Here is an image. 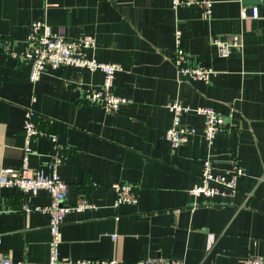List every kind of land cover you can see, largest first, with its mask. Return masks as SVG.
<instances>
[{
    "label": "crops",
    "instance_id": "obj_1",
    "mask_svg": "<svg viewBox=\"0 0 264 264\" xmlns=\"http://www.w3.org/2000/svg\"><path fill=\"white\" fill-rule=\"evenodd\" d=\"M201 1L174 7L172 0H0V44L7 38L19 57L0 49V169L20 168L31 108L44 134L29 142L28 167L47 172L45 164L60 154L57 172L68 184L64 203L86 198L95 204L65 212L60 264L85 258L117 264L146 257L185 264H243L249 255L264 260V0H213L208 17ZM35 20L69 40L92 35L96 44L86 55L121 65L111 90L126 102L107 111L82 101L85 89L101 87L100 70L65 65L31 82L21 53ZM176 31L188 63L213 68L207 81L178 74ZM237 32L242 50L219 56L211 37ZM172 101L231 116L208 148L202 117L184 113L182 121L196 133L172 147L165 135ZM208 154L215 173L228 176L233 163L240 164L235 192L220 198L189 192ZM112 183L129 185L136 202L116 205ZM0 199L8 208L0 213V260L46 263L49 214L23 212L25 194L17 188L0 187ZM31 202L48 204L50 194L40 189Z\"/></svg>",
    "mask_w": 264,
    "mask_h": 264
},
{
    "label": "built area",
    "instance_id": "obj_2",
    "mask_svg": "<svg viewBox=\"0 0 264 264\" xmlns=\"http://www.w3.org/2000/svg\"><path fill=\"white\" fill-rule=\"evenodd\" d=\"M193 0H172V5L189 6ZM203 16H210L213 0H202ZM247 16V9L242 6L240 17ZM176 47L173 54V61L180 76H187L194 79L208 80L214 73L211 66L198 65L191 66L188 63L187 54L179 43V31H176ZM24 49L21 58L30 65V81H37L47 69L56 70L60 66H73L85 68L88 70H100L104 74L101 87L88 88L82 93V101L88 104L101 105L107 111H115L120 105L126 102L125 97H121L112 92L111 86L115 73L122 69L121 65L113 62L99 61L86 55L89 48L96 44L95 38L90 34H85L75 40H69L60 32L52 30L51 26L45 20H35L27 27L24 40ZM211 44L214 45L221 57L228 56L233 50L241 51L243 39L241 33H232L228 35H213ZM0 49L6 54L18 57L13 50L11 41L4 38L0 44ZM19 58V57H18ZM172 113L171 124L166 130V139L172 147H177L188 141L189 137L196 133V128L182 121V115L187 112H194L202 117L203 136L208 148L214 142L215 137L222 133L227 127V119L230 114L215 110L209 106L190 107L183 105L179 101H172L167 104ZM34 111L29 108L26 111V119L23 126L25 136L24 155L20 168L2 167L0 169V187H13L19 189L25 194V199L21 203L23 212L46 211L49 214L48 229L50 240L48 243V261L46 263L37 262H18L13 263L8 259H1V264H60L58 257V246L61 240V226L65 212L71 209L82 210L84 208H93L95 204L86 199H78L75 206L64 203L68 184L61 179L57 172V165L62 161V156L56 154L53 159L45 165L49 171L42 169H30L28 167V154L30 152L29 142L31 139L42 136L44 133L39 129L34 120ZM54 140L55 137L48 134ZM243 174V169L237 162H234L228 176L215 173L212 167V157L210 154L202 158V167L199 174L200 181L194 183L189 192L194 197H224L227 194L237 190V179ZM111 190L115 193L114 203L117 205L122 202L134 203L137 198L131 187L127 184L112 183ZM45 189L50 194V202L45 205L31 202V196L38 190ZM8 210L0 199V213ZM69 264V262L67 263ZM76 264H117L115 259L85 258L76 261ZM135 264H185L178 259H165L159 257H146L135 261ZM243 264H264V260L257 255H249L243 260Z\"/></svg>",
    "mask_w": 264,
    "mask_h": 264
}]
</instances>
